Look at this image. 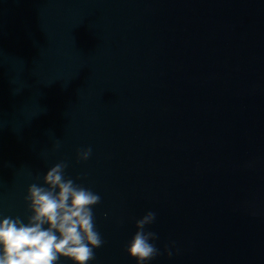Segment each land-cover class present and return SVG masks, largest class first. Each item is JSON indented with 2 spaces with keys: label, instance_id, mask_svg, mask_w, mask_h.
Instances as JSON below:
<instances>
[{
  "label": "water",
  "instance_id": "water-1",
  "mask_svg": "<svg viewBox=\"0 0 264 264\" xmlns=\"http://www.w3.org/2000/svg\"><path fill=\"white\" fill-rule=\"evenodd\" d=\"M61 162L92 264H264V0H0V214Z\"/></svg>",
  "mask_w": 264,
  "mask_h": 264
},
{
  "label": "clouds",
  "instance_id": "clouds-1",
  "mask_svg": "<svg viewBox=\"0 0 264 264\" xmlns=\"http://www.w3.org/2000/svg\"><path fill=\"white\" fill-rule=\"evenodd\" d=\"M91 152V148L78 151V159L87 161ZM67 166L57 163L44 175L42 186L28 187L27 222L0 214V264H92L95 260V250L104 244L93 213L101 198L67 178ZM155 219L149 211L136 222L137 231L126 246L136 264H150L160 255L154 243L157 234L145 231ZM166 251L171 258L173 252Z\"/></svg>",
  "mask_w": 264,
  "mask_h": 264
}]
</instances>
